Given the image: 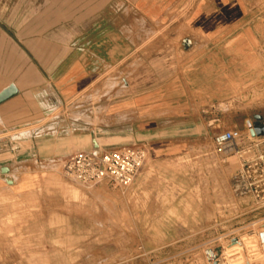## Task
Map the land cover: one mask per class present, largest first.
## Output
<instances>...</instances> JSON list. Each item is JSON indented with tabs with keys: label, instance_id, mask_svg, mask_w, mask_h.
<instances>
[{
	"label": "rangeland",
	"instance_id": "rangeland-1",
	"mask_svg": "<svg viewBox=\"0 0 264 264\" xmlns=\"http://www.w3.org/2000/svg\"><path fill=\"white\" fill-rule=\"evenodd\" d=\"M104 6L95 4L94 12H106ZM85 11L86 0H0V92L12 84L22 90L0 107V177L11 178L16 192L38 190L33 198L44 196L64 211L62 243L46 246L45 259L32 264H53L50 255L60 256L56 264H209L207 250H221L218 264H264L258 235L264 207L235 195L239 160L218 153L214 142L225 130L247 137L249 123L264 127V1L253 34L245 37L244 30L223 38L219 55L231 82L225 85L213 82V67L188 66L204 60L212 66L218 54L184 53L183 27L176 40L160 32L143 37L142 52L127 54L121 64L96 59L93 69L76 72L74 61L87 58L86 29L84 22L77 28L73 18L80 22ZM73 46L83 50L73 53ZM140 94L143 100L136 102ZM139 104L146 108L136 112ZM156 138L188 145L157 161L148 149ZM95 144L102 151L127 144L147 149L146 166L130 188L81 184L67 175L68 157L93 151ZM218 172L222 181L214 177ZM181 173L212 177L171 180V174ZM1 185L7 187L5 181ZM173 185L198 191L221 187L218 233L203 237L192 228L182 241L165 243L155 206L166 205ZM189 200H196L194 193ZM231 220L240 223L230 227ZM234 239L239 241L232 244Z\"/></svg>",
	"mask_w": 264,
	"mask_h": 264
},
{
	"label": "crops",
	"instance_id": "crops-1",
	"mask_svg": "<svg viewBox=\"0 0 264 264\" xmlns=\"http://www.w3.org/2000/svg\"><path fill=\"white\" fill-rule=\"evenodd\" d=\"M263 1L86 0L84 19L78 22L77 19L73 18V21H76L75 26L77 28L82 27V22L85 24L86 44L84 51L87 53V58L84 61H74L73 70L88 72L95 67L94 60L96 59L101 60L102 63L116 61L121 64L126 61L127 54L142 52L143 37L164 35L169 40H176L179 38V32L183 27L187 29L185 30L187 32L180 38L179 42L184 53L218 54L214 57L212 66L206 64L205 60L203 62L198 61V64L192 66L188 64V66L197 69L213 67L215 69L213 82L219 85L230 84L229 78L224 76L222 71L223 68H228L226 60L219 55L222 51V42L226 37L238 32L243 35L244 30L246 31L245 37L248 36V32L253 34V23L261 14L260 6L263 5ZM99 2L105 4L104 8L107 6L106 12H94V6ZM115 4L118 6L117 9L111 7ZM119 6L122 7L121 10ZM6 17L9 18L8 15ZM10 19H14V17L11 15ZM164 26L166 29L163 28ZM158 32L161 34L159 35ZM82 50L73 46V53ZM75 56L73 54V59ZM183 64L184 62L180 66L182 67ZM200 81L198 80V84ZM14 85L19 89L18 95L4 102L0 107L21 95V88L17 84ZM179 89L181 91V88ZM149 99L152 101V96ZM134 100L141 102L143 100L142 94L136 96ZM143 108H146L143 104L135 107L136 112ZM160 131L166 132L164 130L152 132ZM150 143L149 155L154 160L157 158V161L158 158L168 160L170 155L174 157L179 153V150L187 148V142L170 138H156ZM220 154L226 156L223 153ZM171 176L174 177L171 180H175V177L178 180L193 178L199 180L201 177L202 179L212 177L199 173L195 175L181 173L177 176L171 174ZM214 177L219 181L223 180L221 172L215 174ZM3 181L7 187L1 185ZM0 186H2L0 187V264H32L31 260L33 259L42 258L44 260L47 254L46 246L62 243L60 230L62 214L64 213L63 206L61 204H47L44 196L33 198L31 192L38 190L16 192L13 189L15 182L11 178L0 177ZM228 192L229 195L230 191ZM191 193H194L196 197L192 203L189 200ZM31 197L37 199L38 203L31 201ZM221 197L220 186L208 191L204 188L199 191L189 190L175 185L169 187L166 191V205L157 204L155 206L157 227L166 230L167 240L165 243L174 245L182 241L187 238L185 235L190 233L192 228H196L197 233H202L203 237L206 232L209 234L218 233L222 225V217L219 211ZM4 198L5 204L2 201ZM234 217L232 218L234 219ZM77 219L74 217V220L78 221ZM207 222L209 224L212 222L213 226L207 227ZM239 223L231 220L230 227H235ZM50 229H53L54 235L56 233L58 235L52 236ZM57 251H59L57 253H61L60 250ZM48 258L53 261V264L61 260L60 256L50 255Z\"/></svg>",
	"mask_w": 264,
	"mask_h": 264
},
{
	"label": "built area",
	"instance_id": "built-area-1",
	"mask_svg": "<svg viewBox=\"0 0 264 264\" xmlns=\"http://www.w3.org/2000/svg\"><path fill=\"white\" fill-rule=\"evenodd\" d=\"M255 127L249 123L248 136L237 129L225 130L215 139L218 153L236 156L240 167L233 176L236 196L264 207V135L252 136ZM148 151L137 145H122L108 150H93L68 157L65 170L73 180L86 185L107 183L126 190L140 177L146 166ZM264 237V224L258 233Z\"/></svg>",
	"mask_w": 264,
	"mask_h": 264
},
{
	"label": "water",
	"instance_id": "water-1",
	"mask_svg": "<svg viewBox=\"0 0 264 264\" xmlns=\"http://www.w3.org/2000/svg\"><path fill=\"white\" fill-rule=\"evenodd\" d=\"M19 93V89L16 85L12 84L10 86H8L7 88H5L2 92H0V105L3 104L4 102L14 98L15 96H17ZM252 136H263L264 135V127H255L252 131H251ZM111 147V146H109ZM94 149L95 150H101V146H99L98 144L94 145ZM84 152V151H81ZM79 153V152H77ZM8 169H4L3 172L7 173ZM239 240L238 239H234L232 240V244H236ZM207 257H208V261L209 264H218L219 262V258L221 255V250H207L206 251Z\"/></svg>",
	"mask_w": 264,
	"mask_h": 264
},
{
	"label": "bare ground",
	"instance_id": "bare-ground-1",
	"mask_svg": "<svg viewBox=\"0 0 264 264\" xmlns=\"http://www.w3.org/2000/svg\"><path fill=\"white\" fill-rule=\"evenodd\" d=\"M259 239H260L261 247H262L263 250H264V237L260 236ZM225 259L227 260V257H226ZM260 259H261V258H260ZM228 261H229V260H228Z\"/></svg>",
	"mask_w": 264,
	"mask_h": 264
}]
</instances>
